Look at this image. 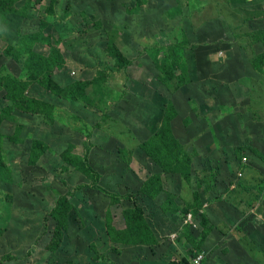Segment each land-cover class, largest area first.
<instances>
[{"label": "rangeland", "instance_id": "rangeland-1", "mask_svg": "<svg viewBox=\"0 0 264 264\" xmlns=\"http://www.w3.org/2000/svg\"><path fill=\"white\" fill-rule=\"evenodd\" d=\"M8 1L0 264H166L199 253L205 264H264V68L242 48L264 28V0ZM22 99L45 105L25 113ZM165 117L192 157L190 182L141 148ZM73 154L86 155L99 179L75 169ZM153 174L161 191L150 198L140 191ZM63 195L72 208L58 239L50 212ZM128 209L142 211L164 252L118 242Z\"/></svg>", "mask_w": 264, "mask_h": 264}, {"label": "trees", "instance_id": "trees-1", "mask_svg": "<svg viewBox=\"0 0 264 264\" xmlns=\"http://www.w3.org/2000/svg\"><path fill=\"white\" fill-rule=\"evenodd\" d=\"M0 9L4 12L11 13L13 11V6L10 1L8 0H1L0 1ZM235 22V21H234ZM233 22V24H234ZM239 30L237 28L234 29V33H237ZM252 38L251 43L248 45L242 44V48L248 50V58L250 60L251 67L255 70L261 71L264 68V50L261 52H257L255 50V46L258 44L264 45V28L257 29L249 34ZM240 43V42H239ZM109 49H107L109 57L114 61L115 65L118 68H121V64L125 62V68L129 65V61L125 60L124 55L122 52L113 46V44L107 45ZM178 50V49H177ZM184 64V63H183ZM185 68V64H184ZM175 72V71H174ZM172 72V79L178 82L181 80L180 84H186V82L179 78V80ZM49 82V84H48ZM46 89L51 91H56L57 94L61 92L56 85L49 81V79H45ZM178 87V86H177ZM45 104L39 101L33 100H25L22 99L19 101L18 108L25 113H40V108L43 107ZM142 150L146 153L148 157L154 160L161 168L165 174H176L180 173L181 177L190 182L191 176V164L193 162L192 157L186 152L183 145H181L178 140L174 137L171 127V119L168 120L167 117L164 118L162 122V126L160 130L152 136L149 142L143 144L141 146ZM1 135H0V156H1ZM254 152V151H253ZM70 153V152H66ZM65 153V154H66ZM258 155L262 156L259 152ZM74 156H67L73 159L72 165L83 174L91 176L93 181L98 180V174L88 165L86 155L79 156L77 154H73ZM2 163V161H0ZM239 164L242 165V158L239 160ZM248 164V163H247ZM141 193L146 195L147 197H154L161 191V175L160 174H153L151 175L145 183H143L141 187ZM201 207L200 203L196 205V213H199V208ZM72 208L67 200V196L63 195L60 196L52 208L50 212V217L55 220L57 223L56 227V235L57 238L60 239L61 237V230L60 226L61 218L66 216L68 212ZM135 210L128 209L126 213V225H127V236L126 239L122 238L118 240L120 244H132V246H150L157 243L154 234L152 233L149 225L147 224L142 211L140 209ZM137 214H135V213ZM134 215V217H132ZM202 218H206L203 214ZM203 224H206V221H203ZM107 227V226H106ZM107 231L110 236L112 235V230L108 226ZM197 254H195L196 256ZM11 258L12 256L5 257V259ZM190 260L188 261L186 257L181 258L180 260H171L168 264H190ZM206 261L204 260V264ZM68 264H74L73 262H68Z\"/></svg>", "mask_w": 264, "mask_h": 264}, {"label": "crops", "instance_id": "crops-1", "mask_svg": "<svg viewBox=\"0 0 264 264\" xmlns=\"http://www.w3.org/2000/svg\"><path fill=\"white\" fill-rule=\"evenodd\" d=\"M154 237L156 238L157 240V243L156 244H153V245H150V249H151V252L154 254V252H164L165 251V248L164 247H167L168 245H165L164 242H162L160 236L158 235V233H154ZM157 245L159 247H157ZM145 246V245H144ZM156 247V248H155ZM180 259V258H179ZM174 260V259H173ZM169 261H166V264H168Z\"/></svg>", "mask_w": 264, "mask_h": 264}, {"label": "built area", "instance_id": "built-area-1", "mask_svg": "<svg viewBox=\"0 0 264 264\" xmlns=\"http://www.w3.org/2000/svg\"><path fill=\"white\" fill-rule=\"evenodd\" d=\"M247 157L244 156L242 158V164H247ZM239 176H242V173L239 172L238 173ZM191 219V215L189 214V220ZM204 260H205V255L204 254H197L196 256H194L192 259H191V263L190 264H204Z\"/></svg>", "mask_w": 264, "mask_h": 264}]
</instances>
